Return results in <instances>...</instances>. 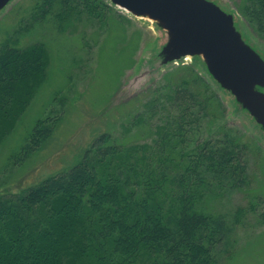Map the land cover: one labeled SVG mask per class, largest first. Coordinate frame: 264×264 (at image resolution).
Listing matches in <instances>:
<instances>
[{
  "label": "trees",
  "instance_id": "obj_1",
  "mask_svg": "<svg viewBox=\"0 0 264 264\" xmlns=\"http://www.w3.org/2000/svg\"><path fill=\"white\" fill-rule=\"evenodd\" d=\"M234 8L264 39V0H239ZM109 9L105 0H35L30 11L34 22L55 15L67 23L73 13L102 18ZM46 64L42 42L0 45V140L21 118ZM198 76L152 90L133 118L148 127L149 141L102 132L71 165L0 192V264H218L259 202L237 206L229 217L208 205L243 188L247 159L239 140L202 128L211 99L194 90ZM199 79L219 103L212 85ZM52 131L37 120L16 162Z\"/></svg>",
  "mask_w": 264,
  "mask_h": 264
},
{
  "label": "rangeland",
  "instance_id": "obj_2",
  "mask_svg": "<svg viewBox=\"0 0 264 264\" xmlns=\"http://www.w3.org/2000/svg\"><path fill=\"white\" fill-rule=\"evenodd\" d=\"M34 1L12 0L0 12V45L9 41L29 47L42 42L47 51L45 78L36 84L19 121L0 140V192L17 191L71 165L102 132H125L128 143L149 141L148 127L134 124L133 118L144 109L152 90L199 75L220 98L219 103L214 100L198 76L194 90L211 99L202 128L239 140L247 159L243 188L232 189L208 205L229 217L237 206L259 202L236 226L218 264H264V134L231 94L215 85L198 58L163 64L158 49L167 36L152 20L113 5L115 10L109 9L102 18L78 12L67 23L57 22L55 15L34 22L30 11ZM236 1L217 0L233 11L238 29L264 58V39L235 10ZM39 119L53 125L51 136L24 162H16Z\"/></svg>",
  "mask_w": 264,
  "mask_h": 264
},
{
  "label": "water",
  "instance_id": "obj_3",
  "mask_svg": "<svg viewBox=\"0 0 264 264\" xmlns=\"http://www.w3.org/2000/svg\"><path fill=\"white\" fill-rule=\"evenodd\" d=\"M12 0H0V12ZM134 17L152 20L166 33L163 64L198 58L208 77L264 134V58L238 29L233 11L217 0H109Z\"/></svg>",
  "mask_w": 264,
  "mask_h": 264
}]
</instances>
